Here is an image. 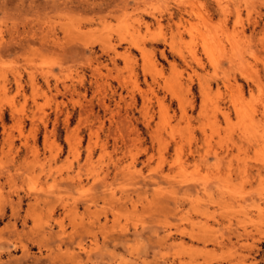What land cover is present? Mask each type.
<instances>
[{
	"label": "rangeland",
	"instance_id": "rangeland-1",
	"mask_svg": "<svg viewBox=\"0 0 264 264\" xmlns=\"http://www.w3.org/2000/svg\"><path fill=\"white\" fill-rule=\"evenodd\" d=\"M127 1L0 0V251L20 197L126 205L79 264H264V0Z\"/></svg>",
	"mask_w": 264,
	"mask_h": 264
},
{
	"label": "bare ground",
	"instance_id": "bare-ground-1",
	"mask_svg": "<svg viewBox=\"0 0 264 264\" xmlns=\"http://www.w3.org/2000/svg\"><path fill=\"white\" fill-rule=\"evenodd\" d=\"M133 1H136V5L137 0ZM204 1L207 5L205 6L202 18L206 24H210L214 17L224 12V8L220 6L216 0ZM120 2L121 0L119 3ZM118 4L113 5L108 0H90V5L93 10H107V12L109 11V15L116 10L124 12L129 5L127 0H123L121 5ZM137 7L138 6H135L133 9L135 10ZM147 15L152 17V25L156 24L161 27L162 17L158 18L153 12L143 14V16ZM143 16H140L141 21H144L145 17ZM175 16L178 19L174 23V36L181 37L182 34H190L194 26L190 21L191 14L184 9L176 8L169 13L170 20H173ZM144 24L146 26L148 25L146 21H144ZM117 54L118 52L115 51L114 57ZM123 56L130 57V54L129 52H124ZM114 57L112 58L113 63ZM23 206L24 203L20 197L16 202L9 203V210L11 213L5 229L11 234L13 239L6 241L5 247H1L5 249L0 251V264H79L82 257L78 252H74V247H72L75 243V239L78 240L76 242V249L80 250V252L85 255L86 260L90 259L89 253H91V251L86 250L84 241L88 239L91 244L97 245L98 233L101 235L102 246L109 244L116 246L126 241V224L120 225L118 228L119 230L117 229L118 226H113L112 230L107 229L109 217L116 223L120 217L124 216L122 213L128 212L126 205L99 204L95 201L86 202L83 205L63 202L53 204L47 201L34 200V202L25 203L26 210L25 214L22 216L20 215V211L23 209ZM58 211L61 212L57 213ZM5 215L4 207L0 208V220L4 219ZM28 220L32 222L34 227L30 229L29 232L21 234L22 231L19 232L17 230V223H21L24 229ZM67 225L71 227V232L69 233L66 231ZM54 228L57 230L54 231ZM115 228L118 231H116ZM188 237L192 241L206 242V238L202 234H189ZM167 238H169V236H167ZM29 245L36 248V252L30 251L31 247ZM62 245L66 246L64 252L60 250ZM54 249H56L57 252H54ZM16 250L20 251L21 256L12 260V251ZM52 254H54V256ZM2 257H6V262L1 261ZM101 262L102 260L98 261V264H102ZM113 263L124 264L122 261L117 263L108 262L107 264ZM156 263L159 264L158 262ZM161 263L172 264V262L165 259H162ZM146 264H152V262Z\"/></svg>",
	"mask_w": 264,
	"mask_h": 264
}]
</instances>
